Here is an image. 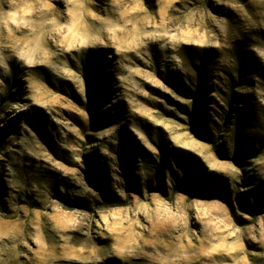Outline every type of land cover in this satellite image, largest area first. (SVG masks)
Returning a JSON list of instances; mask_svg holds the SVG:
<instances>
[{
    "label": "rangeland",
    "instance_id": "rangeland-1",
    "mask_svg": "<svg viewBox=\"0 0 264 264\" xmlns=\"http://www.w3.org/2000/svg\"><path fill=\"white\" fill-rule=\"evenodd\" d=\"M0 264H264V0H0Z\"/></svg>",
    "mask_w": 264,
    "mask_h": 264
},
{
    "label": "trees",
    "instance_id": "trees-1",
    "mask_svg": "<svg viewBox=\"0 0 264 264\" xmlns=\"http://www.w3.org/2000/svg\"><path fill=\"white\" fill-rule=\"evenodd\" d=\"M188 194L192 195V194H195V193H188Z\"/></svg>",
    "mask_w": 264,
    "mask_h": 264
},
{
    "label": "bare ground",
    "instance_id": "bare-ground-1",
    "mask_svg": "<svg viewBox=\"0 0 264 264\" xmlns=\"http://www.w3.org/2000/svg\"><path fill=\"white\" fill-rule=\"evenodd\" d=\"M91 56V55H90Z\"/></svg>",
    "mask_w": 264,
    "mask_h": 264
}]
</instances>
